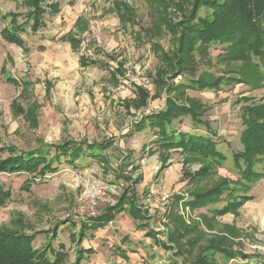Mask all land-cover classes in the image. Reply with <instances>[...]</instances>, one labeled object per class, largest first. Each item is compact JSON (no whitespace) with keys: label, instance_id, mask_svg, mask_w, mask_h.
<instances>
[{"label":"rangeland","instance_id":"1","mask_svg":"<svg viewBox=\"0 0 264 264\" xmlns=\"http://www.w3.org/2000/svg\"><path fill=\"white\" fill-rule=\"evenodd\" d=\"M25 2L0 0V156L8 157L2 148L9 144L21 150L67 139L111 144L104 160H81V168L62 164L58 172L38 176L31 184L33 177L26 172L0 173L12 193L0 208V230L26 232L40 249L60 225L54 245L64 243L74 260L71 232L78 233L86 218L117 204L141 176L136 188L147 216L136 220L128 210L118 212L106 227L89 231L82 246L94 251L84 264H194L213 245L248 255L227 260L215 252L216 264H264V162L258 165V180L246 191L249 201L236 211L192 208L186 204L192 192L236 187L231 158L209 165L200 156L158 148L149 128L133 129L143 113L165 107L167 83L156 84L155 79L161 69L167 75L174 68L160 60L156 47L172 49L165 23L190 13L194 0H161L160 5L150 0H59L60 12L46 15L47 28L35 35L23 33L26 48L2 35L3 17L26 14ZM65 34L74 41L61 39ZM191 59L190 70L176 80L168 77L177 86L170 94L202 108L203 119L231 157L242 148L244 108L264 103V84L253 89L244 82L247 60L237 45H210L205 52L195 50ZM188 79L224 82L219 89L202 90L181 84ZM137 86L150 95L145 108L137 107ZM176 128L205 133L189 117ZM203 167L211 171L206 177L187 178ZM154 188L158 194L153 197ZM98 189L105 193L97 195ZM226 196L216 205H224ZM122 252L128 253L127 260Z\"/></svg>","mask_w":264,"mask_h":264},{"label":"trees","instance_id":"2","mask_svg":"<svg viewBox=\"0 0 264 264\" xmlns=\"http://www.w3.org/2000/svg\"><path fill=\"white\" fill-rule=\"evenodd\" d=\"M150 1L155 5L161 3V0ZM25 3L28 7L26 14L10 12L3 17L7 24L2 35L5 41L26 48L27 40L23 37V33L30 30L31 34L35 35L47 28L46 15L59 13L60 2L59 0H26ZM202 8L206 10L203 16L199 13ZM21 16L24 17L23 21H19ZM182 17L178 22L169 19L165 23L167 31L172 36V49L164 52L161 47L159 49L156 47L160 60L174 68L167 75V72L161 69L157 72L158 76L155 79L156 84L167 83L165 107L162 110L152 111V113H143L132 123L133 129L138 132L149 128L153 130L154 142L158 148L164 151L179 149L190 156H200L209 165L211 163L222 165L231 158L237 170V181L234 182L236 187L215 186L210 190L192 192L190 199L186 202L192 208L202 206L218 214H226L228 211H236L249 201L251 196L246 191L254 185L261 174L258 165L264 162V103L252 104L244 108L245 129L241 134L242 148L237 152L233 151L232 156L229 157L216 140L218 136L211 127V123L203 119V112L199 111L202 108L192 101L179 102L170 94L172 88H177V86L167 79L172 76L171 80H176L184 70L192 68L187 64L191 62L195 50L205 52L210 45L228 44L237 45L238 48L243 49L246 56V64L242 66L244 82L253 89L261 88L264 84V0H194L190 13ZM61 39L74 41L68 34L63 35ZM12 81L17 84L13 78ZM223 82L224 79L209 81L188 79V82L181 84L192 89L214 90L219 89ZM136 91L141 100L137 107L145 108L150 96L148 91L142 86H137ZM184 117H189L196 127L204 126L205 133L177 129L176 125ZM110 144V141L82 140L78 142L67 139L62 143L42 142L37 148L23 150L9 144L2 148V151H7L8 157L0 156V173L21 174L26 172L33 177L32 181L29 179L28 182L31 184L38 176L44 178L48 174L58 172L62 164L81 168L85 166L77 164L81 160L83 162H86L88 158L104 160L103 152ZM210 172L203 167L194 174L187 175V178L191 180L197 177L203 178ZM141 180L140 176L136 184L142 182ZM136 184L129 188L127 192L129 194L122 197L117 204L107 207L105 212L97 217L86 218L81 223L78 233L71 232L70 240L75 243L74 260L69 259L70 255L64 243H60L58 247L54 245V240L57 239L61 227L56 225L49 233L50 240L40 249L34 247L33 236L26 232L1 229L0 264H84L88 253L94 251L92 247L82 246L89 231L97 232L106 227L118 212L128 210L136 220L147 216L146 211L142 210L140 205ZM226 193L225 204L216 205ZM11 194V190L7 189L0 180V208L10 200ZM183 198L184 196L179 199ZM150 234L154 236L153 233L150 232ZM162 244L166 246L165 242ZM213 247L215 249L211 253L201 254L194 264H216L215 252H220L227 260L235 256L248 257V255L228 248L211 246ZM122 254L127 260L128 253L122 252Z\"/></svg>","mask_w":264,"mask_h":264},{"label":"built area","instance_id":"3","mask_svg":"<svg viewBox=\"0 0 264 264\" xmlns=\"http://www.w3.org/2000/svg\"><path fill=\"white\" fill-rule=\"evenodd\" d=\"M104 193H105V192H103L101 189H98V190H97V195H102V194H104ZM157 194H158V192H157V189H156V188L151 189V191H150V195H151V196L154 197V196H156ZM167 197H168V196H165L164 199H167Z\"/></svg>","mask_w":264,"mask_h":264}]
</instances>
